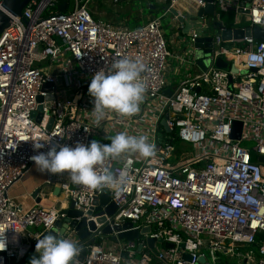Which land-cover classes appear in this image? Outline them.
Instances as JSON below:
<instances>
[{"label": "built area", "instance_id": "2783aa9c", "mask_svg": "<svg viewBox=\"0 0 264 264\" xmlns=\"http://www.w3.org/2000/svg\"><path fill=\"white\" fill-rule=\"evenodd\" d=\"M216 1L234 11L238 8L239 0ZM56 2L29 0L22 9L27 23L12 16L0 32V232L6 241L0 264H23L29 242L60 218L53 206L24 208L8 195L10 187L34 165L30 157L47 150L49 138L67 145L88 143L97 126L92 115L88 116L92 97L86 86L95 71L110 70L123 56L139 59L146 66L141 74L146 85L144 99L140 111L129 117H136L139 123L126 125V130H131V135H146L156 146L155 157L126 154L118 165L108 159L97 166L98 171H115L125 161L131 162L120 194L107 187L96 191L61 183L60 189L77 209L86 211L101 191L108 193L115 205L112 215L103 214V224L96 223L85 241L83 260L76 264H235L222 261L217 252L235 256L237 264H264V240H256V235L264 232V42L251 34L223 40L219 34L222 28L210 33L203 23L206 18H196L201 25L189 29L185 51L197 50L195 40L210 36V45L202 42L200 47L208 63L195 73L191 69L197 67L195 60L185 52L177 55L176 60L190 68L177 73L171 95L165 96L170 53L161 18L170 10H175L176 21L196 15L205 1L158 0L163 4L162 15L132 28L95 19L89 0L60 1L64 11L53 9ZM242 10L238 14L246 17V26L264 29V0L244 1ZM213 18L217 21L218 14ZM61 57L67 59L61 67L66 84L77 91L71 98L55 96L49 107L43 101L36 122L31 117L36 98L47 95L41 89L43 84H55L49 65ZM219 58L226 62V69L214 66ZM231 66L236 72L230 71ZM114 116L112 111L105 114L115 120ZM236 120L242 122L238 140L230 137ZM37 138L45 143L44 148H33ZM242 141L250 145L243 146ZM180 142L192 145L193 155L186 156L185 148L177 149ZM123 222L131 226L113 229ZM106 224L113 236L134 229L139 232L143 227L149 231L132 241H112L101 233ZM32 228L35 230L30 231ZM148 238L155 240L152 247ZM238 247L248 249L236 252ZM183 253L190 259H184ZM199 257L204 261L199 262Z\"/></svg>", "mask_w": 264, "mask_h": 264}, {"label": "clouds", "instance_id": "9594fccd", "mask_svg": "<svg viewBox=\"0 0 264 264\" xmlns=\"http://www.w3.org/2000/svg\"><path fill=\"white\" fill-rule=\"evenodd\" d=\"M146 66L139 60L123 56L111 64L108 71H95L87 86L92 97L91 115L93 124L100 125L107 111L121 117H132L140 111V105L146 91L141 74ZM108 143L96 139L87 144L76 141L73 145L53 142L49 138L46 151H38L30 157L35 169L41 174L67 173L75 185L85 186L92 190L105 187L120 194L126 185L130 161L115 171L104 168L98 171L97 166L111 159L117 161L124 154H138L151 159L155 157L156 146L146 135H131L120 131L105 137ZM37 138L32 144L34 149H42L45 143ZM0 232V251L6 247V241ZM80 247L77 242L63 238L59 230L42 234L35 243L36 255L30 258L29 264H76Z\"/></svg>", "mask_w": 264, "mask_h": 264}, {"label": "water", "instance_id": "95a60500", "mask_svg": "<svg viewBox=\"0 0 264 264\" xmlns=\"http://www.w3.org/2000/svg\"><path fill=\"white\" fill-rule=\"evenodd\" d=\"M28 1L29 0H3V8L0 9V32L9 25L12 16L20 17L23 23H27V19L22 16V9L24 8V6L27 4ZM203 1L206 2L205 6L200 8L196 13V15H189L190 13H188L189 18L188 17H186L185 19L179 18V21L181 23H184L185 21L187 23H191L190 22L191 20L194 21L193 17L198 18L202 15L204 16V18L207 17L212 18L216 13L215 11L216 4L218 3V1L216 0H203ZM244 1L249 2L250 0H239L238 8L235 11L236 13L238 12L242 13L243 11L242 6L244 5ZM58 9L64 11L65 10L64 4L59 5ZM170 11L172 14L175 13V10H170ZM211 21L213 22L214 25L217 26V28H222L219 31V34L223 40H228L231 38L239 39L242 38L243 36H247L251 34L256 40L264 42V29H262L258 25H253L252 27L246 26L244 29H242V28L226 26L218 21H215L214 18H212ZM210 41H211L210 36L198 37L194 42V47H197V50L193 52L187 51L186 53L187 57H189L191 60L192 59L195 60L196 65L201 70L205 69L208 61H206L203 58L204 51L200 50V47H202V42H205L206 46H209ZM214 66L216 68L226 69L227 64L226 62H224L222 59L219 58L214 63ZM230 71L236 72V68L231 66ZM41 89L42 91H46L47 95L45 97L38 95L36 98L37 107L36 110L31 114V117L36 122H38L40 119V115H41L40 111L43 105V101L45 102L44 104L49 107L50 101H52L56 96L54 85L43 84ZM171 93L172 90L169 88L164 89L162 92V94L165 96H169L171 95ZM164 118L166 119V116ZM51 124H52V119L49 121L47 128H50ZM160 124L166 131H168V128L166 127L164 120H161ZM241 127H242L241 121L236 120L232 122V128L230 132V137L232 139L238 140L240 138ZM258 159L262 160V157H259ZM40 191L41 188L37 187L30 193V197L34 198L36 203H39L41 200V197L39 196ZM51 194L57 197L60 196L59 200L57 199L53 204V208L58 211L60 218L58 219L54 227H52L48 231L43 232L42 234H45L52 230H59L63 238H68L77 242L80 247V252L76 260L81 262L86 253L85 241H87V239L90 237L91 232L95 231L96 223L103 224L105 222V216L103 214L109 216L114 213L115 205L110 201V196L108 195V193L104 191H101L97 196L93 198L91 203L92 205L86 211H84L83 208L77 209L74 205V201L69 199L67 197V194L64 191L60 190L59 186H55ZM103 206L105 207L102 210ZM120 220L122 221L123 219L121 218ZM129 226H131L130 222H123L121 225L114 226L113 229L118 231L122 228H126ZM148 231H149L148 227H143L139 232L134 229L130 231L119 232L117 236H113L111 235L112 229L109 225L106 224L101 228V233L104 235H109V238L112 241H117V240L132 241L136 239L139 234H145L148 233ZM36 240L37 239L29 242L28 252L24 258L23 264H29L30 258L36 255L35 253ZM154 241H155L154 238H148L147 239L148 246L152 247ZM166 245L170 246L169 244ZM181 247L182 245L179 246V248ZM182 257L184 259H190L189 255L185 253L182 254ZM198 261L203 262L204 258L199 257Z\"/></svg>", "mask_w": 264, "mask_h": 264}, {"label": "crops", "instance_id": "0c3cea01", "mask_svg": "<svg viewBox=\"0 0 264 264\" xmlns=\"http://www.w3.org/2000/svg\"><path fill=\"white\" fill-rule=\"evenodd\" d=\"M156 1L158 0H148L147 6L149 8V12L146 15H142L141 17L137 15L135 19H132V16L129 14H126L123 16H116L114 13L115 9L112 12L108 11L106 6L107 7L109 6L111 8V4L108 1L103 2L101 0H89V5L91 6L92 15L95 19L107 22L112 26L132 28V27L142 24L143 22H145L152 16L162 15L163 11L161 7H163L162 6L163 4L161 5L160 3H157ZM182 3L185 4L184 1H182ZM191 8L192 7L188 6L187 9L191 11L192 10ZM165 17L168 18L166 25L162 22V20ZM193 20L194 21L192 20L190 21L191 23H187L185 21L180 26L179 20L178 21L173 20V14L169 12H167L161 18L163 35L165 38L167 50L170 53V58L168 59V67H167V72H166V81H167V85L169 89H171L172 86L176 83V80L179 77L177 73L180 72L181 74H183L188 67L190 68V66H188L189 65L188 63H183L181 60H176V56L183 55L184 52L186 55L185 42H186L188 31L190 28H198L199 25H201V23H199V20L196 19V17H193ZM214 20L216 21L215 18ZM205 22H207V18L203 23ZM222 24L226 25L225 23H222ZM215 30L217 31V26L214 24L210 29L207 27V31L208 32L210 31V33H213ZM66 62H67V59L61 57V58H58V60L55 63L49 65L50 72L56 76V81L54 84L55 95L60 98H64L68 96L73 97V95L77 91L76 90L77 88L74 85L66 84V79L63 73L61 72V67L64 66ZM45 63L46 62L40 63L38 65L42 66ZM191 69H193V72L195 73L200 71L198 66L197 67L191 66ZM71 90H73V92L69 93ZM92 99L90 102V108L88 109L89 117H91V109L93 106ZM114 115H115L114 116L115 120H113V118L104 117V119L100 122V125L97 126L96 133H93L90 136L89 140L96 139L102 143H108L109 141L106 140L105 137L114 135L120 131H124L130 134L131 130H126V125L128 124L135 125L139 123L136 117H133L130 119L129 117H121L117 113H114ZM91 120L93 121V118H91ZM124 156H126V154L122 155L117 161H114V165H118ZM62 182H69V185L71 187L75 185L71 182L67 173H61V174H55V175L41 174L36 171L35 166L33 165L23 175V177L19 181H17L15 184H13L10 187L8 191V195L12 197L16 202L21 204L24 208L30 207L34 204H40L44 206H53L54 202L57 199L59 200L60 196L57 197V196L52 195L51 194L52 190L55 186L60 187ZM37 187L41 188V191L39 194V196L41 197V200L39 203H36L35 199L30 197V193ZM31 230L33 231L35 230V228L30 229V231Z\"/></svg>", "mask_w": 264, "mask_h": 264}, {"label": "rangeland", "instance_id": "374dc122", "mask_svg": "<svg viewBox=\"0 0 264 264\" xmlns=\"http://www.w3.org/2000/svg\"><path fill=\"white\" fill-rule=\"evenodd\" d=\"M101 1H108L111 4V8L106 6L108 11L112 12L115 9V15L116 16H123L126 14H129L132 16V19H135L137 15L141 17L142 15H146L149 12L148 8V0H117L116 3H114L112 0H101ZM105 7V6H104ZM117 8V9H116ZM216 13L218 14L217 21L220 23H225L227 26L230 27H243L246 26L247 20L246 17L242 14L236 13L232 8H230L229 5L224 4V2L219 1L216 4ZM168 21V18L165 17L162 22L166 25ZM207 23L208 28L210 29L213 24L211 22V18L207 17ZM210 32V31H209ZM208 61L207 59H205ZM62 80V79H61ZM62 83V82H61ZM73 92L71 90L69 93ZM68 98H71V96H68ZM37 101V100H36ZM241 145L243 146H249L250 143L246 141H242ZM186 149V156L193 155V147L189 144H184L180 142V145L177 147V149ZM100 241V239L98 240ZM248 248L247 247H238L236 248V252H244ZM215 255L218 257L220 256V259L222 261H229L230 263L237 264V258L234 256L232 258H228L224 254L215 253Z\"/></svg>", "mask_w": 264, "mask_h": 264}, {"label": "trees", "instance_id": "16d2710c", "mask_svg": "<svg viewBox=\"0 0 264 264\" xmlns=\"http://www.w3.org/2000/svg\"><path fill=\"white\" fill-rule=\"evenodd\" d=\"M60 1H63V0H57L56 4L53 6V9H54V10H58V6H59V4H60V3H59ZM66 98H68V97H66ZM256 240H257V241L264 240V232L258 233V234L256 235Z\"/></svg>", "mask_w": 264, "mask_h": 264}]
</instances>
